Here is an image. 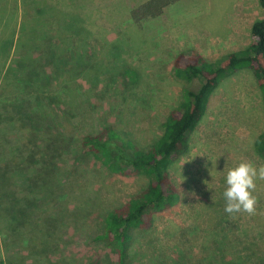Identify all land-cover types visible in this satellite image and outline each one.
<instances>
[{
    "label": "rangeland",
    "instance_id": "obj_1",
    "mask_svg": "<svg viewBox=\"0 0 264 264\" xmlns=\"http://www.w3.org/2000/svg\"><path fill=\"white\" fill-rule=\"evenodd\" d=\"M17 1L0 0V31L5 24V31H10L14 23V19L9 21L10 17H16L18 25L22 20L21 13L15 12ZM145 1H27L28 5L39 3L47 10L37 15L42 16V24L37 27V32H41L40 40L37 39L40 49L49 45L55 28L61 25L58 19L71 13L78 19L77 26L89 33L84 42L94 57L87 59L100 80L89 84L79 77L66 83V97L73 101L68 114L74 126L72 137L110 124L136 145L151 144L160 135L168 112L180 101L181 90L190 87L173 76V59L178 54L196 53L217 63L227 54L246 48L251 43V25L263 17L258 0H178L158 17H134L131 11ZM28 5L26 18L31 23L33 18L36 20V13ZM49 9L61 11L62 16H53ZM36 25L33 22L34 29ZM17 29L18 26L16 32ZM68 39L70 35L66 42ZM79 39L82 40L75 36L74 44L78 47ZM13 47L12 43L11 61ZM10 85L3 88L1 96L22 98L19 89ZM196 85L192 83L191 87ZM24 86L22 92L27 98L31 89ZM61 106L67 108L65 103ZM263 130L261 98L251 73L227 75L212 95L201 122L188 135L189 152L168 170L179 200L171 209L154 216L149 231L134 234L133 264H172L178 255L185 258L186 264H210L219 256L225 259L236 255L249 264L261 262L264 180L256 181V213L251 216L243 212L225 213L222 193L228 168L242 160L257 166L264 163L255 149V141ZM70 148L68 144L59 157L61 167L65 168L63 173H70L68 184L60 190L58 199L49 200L48 206L51 211H62L59 220L63 223L52 237L56 246L53 257L68 256L73 264H84L89 257L101 264H113L108 249L92 242L100 216L141 190L146 179L117 177L93 160L77 158L76 162Z\"/></svg>",
    "mask_w": 264,
    "mask_h": 264
},
{
    "label": "trees",
    "instance_id": "obj_2",
    "mask_svg": "<svg viewBox=\"0 0 264 264\" xmlns=\"http://www.w3.org/2000/svg\"><path fill=\"white\" fill-rule=\"evenodd\" d=\"M27 1H17L15 12H20L22 18L19 25L14 15L15 18L9 19H14L10 31H5L6 24L0 31V264H73L68 256L53 257L56 246L52 237L63 223L59 220L62 211L57 213L59 209L48 208L49 200L54 202L60 197V190L70 178V173H63L65 168L59 158L68 144L76 162L93 160L117 177L146 179L141 190L100 216L98 232L92 239L94 244L108 249L113 264H133L134 234L149 231L154 216L171 209L179 200L168 170L189 152L188 135L201 122L223 79L240 71L251 73L264 116V0H258L263 17L251 25V43L243 50L229 53L217 63L196 53L178 54L173 59V76L190 87L181 90L180 101L160 126V135L147 146L136 145L110 124L72 137L74 126L68 114L73 101L66 97L69 90L66 83L79 77L89 84L100 80L87 59L94 57L84 42L89 33L77 26L75 14L65 18L61 11L49 9L53 16H62V20L58 19L61 25L55 28L49 45L40 49L37 39L40 40L41 32H37V27L42 24V16L37 15L47 10L39 3L28 5ZM176 1L147 0L131 12L139 19L155 18ZM27 5L36 13V20L30 19L31 23L26 18ZM68 35L70 40L66 42ZM75 36L82 38L80 47L74 44ZM10 83L19 89L22 98L1 96ZM192 83L197 85L191 87ZM24 85L31 89V95H27L32 98L24 96ZM63 103L67 108L61 106ZM255 149L264 158V130L255 141ZM15 248L18 252L13 251ZM178 256L172 264H186L185 258ZM107 258L110 260L108 255ZM213 261L210 264H249L238 255L225 259L219 256ZM84 264L101 263L89 257ZM258 264H264V258Z\"/></svg>",
    "mask_w": 264,
    "mask_h": 264
},
{
    "label": "clouds",
    "instance_id": "obj_3",
    "mask_svg": "<svg viewBox=\"0 0 264 264\" xmlns=\"http://www.w3.org/2000/svg\"><path fill=\"white\" fill-rule=\"evenodd\" d=\"M264 180V163L255 165L251 161L242 160L234 167L227 169L222 196L225 200L224 212L229 215L236 213H256L257 197L256 181Z\"/></svg>",
    "mask_w": 264,
    "mask_h": 264
}]
</instances>
